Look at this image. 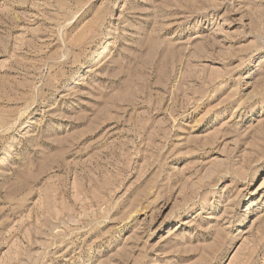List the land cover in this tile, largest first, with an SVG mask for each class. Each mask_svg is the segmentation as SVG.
I'll return each mask as SVG.
<instances>
[{"label":"rangeland","instance_id":"374dc122","mask_svg":"<svg viewBox=\"0 0 264 264\" xmlns=\"http://www.w3.org/2000/svg\"><path fill=\"white\" fill-rule=\"evenodd\" d=\"M0 264H264V0H0Z\"/></svg>","mask_w":264,"mask_h":264}]
</instances>
